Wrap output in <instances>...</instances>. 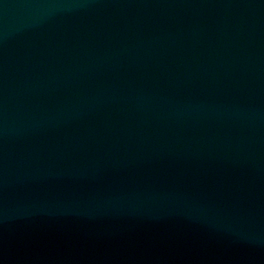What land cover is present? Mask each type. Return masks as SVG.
I'll return each instance as SVG.
<instances>
[{"label":"water","instance_id":"1","mask_svg":"<svg viewBox=\"0 0 264 264\" xmlns=\"http://www.w3.org/2000/svg\"><path fill=\"white\" fill-rule=\"evenodd\" d=\"M0 264H264V0H0Z\"/></svg>","mask_w":264,"mask_h":264}]
</instances>
